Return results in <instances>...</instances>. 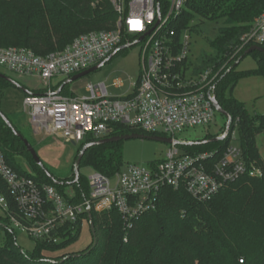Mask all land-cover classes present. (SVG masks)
Returning a JSON list of instances; mask_svg holds the SVG:
<instances>
[{"label": "trees", "instance_id": "16d2710c", "mask_svg": "<svg viewBox=\"0 0 264 264\" xmlns=\"http://www.w3.org/2000/svg\"><path fill=\"white\" fill-rule=\"evenodd\" d=\"M263 10L264 0H188L179 18L181 28L189 29L193 37L207 40L210 51L202 50L194 64L198 71L211 68L219 73L215 97L232 116L231 131L224 140L185 143L181 147L193 153L216 150V162L228 149L237 128V140L248 165L259 166L262 176H241L204 202L196 200L184 187L165 186L157 207L136 219L129 229L116 208L104 211L92 208L96 240L88 213H85L77 221L62 226L55 235L56 241L33 238L35 247L31 251L21 248L10 216L2 215L0 230L4 236L0 240V264H264V160L257 141L264 131V114H251L246 105L233 96L242 76L264 75V53L260 51L250 53L258 58V69L236 70L249 55L245 52L251 46H243L242 37ZM118 16L111 0H0V47H26L39 55H47L65 49L83 33L115 28ZM239 59L240 63L235 66ZM17 82L0 76V111L31 142L23 132L22 109L19 110L18 105L22 107L27 95L42 90H32ZM132 133L157 135L116 124L111 136ZM97 140L88 137L79 144L78 152L85 144ZM123 141L89 147L81 167H91L115 177L125 165ZM0 148L13 168L39 184L53 185L66 196V187L71 185L74 192L71 200L75 203L90 196L88 176L81 173L79 180L73 182L74 172L73 176L60 177L44 162V167L40 166L1 115ZM21 157L28 159L31 170L23 168ZM0 187L11 203V210L18 211L1 175ZM84 225L91 231V242L72 250Z\"/></svg>", "mask_w": 264, "mask_h": 264}, {"label": "built area", "instance_id": "2783aa9c", "mask_svg": "<svg viewBox=\"0 0 264 264\" xmlns=\"http://www.w3.org/2000/svg\"><path fill=\"white\" fill-rule=\"evenodd\" d=\"M111 2L119 14L115 28L83 33L65 49L47 55L26 47H0V65L21 76H37L42 83L44 90L30 93L22 103L35 134L61 136L69 143L81 144L90 136L109 137L116 124H126L159 136L163 129L162 136L172 139L171 147L164 158L148 165L126 164L113 178L94 170L88 177L90 196L80 203L71 200L72 190L66 196L55 186L39 184L18 172L0 148V175L18 211L11 210L1 187L0 204L12 225L32 238L56 241L60 228L77 221L88 207L97 211L116 208L129 229L136 219L157 207L165 186L184 187L204 202L241 176L263 174L259 166L248 165L239 143L231 141L215 162L216 150L189 152L181 147L189 142L176 138V133L187 127L209 125L218 112L212 97L219 73L211 68L196 70L193 34L179 26L188 0ZM140 37L141 71L128 93L115 97L105 82L85 85L88 94L83 95L74 88L65 90L64 82L54 87V77L67 79ZM242 41L243 46L264 48V10ZM121 84L116 82V86Z\"/></svg>", "mask_w": 264, "mask_h": 264}, {"label": "rangeland", "instance_id": "374dc122", "mask_svg": "<svg viewBox=\"0 0 264 264\" xmlns=\"http://www.w3.org/2000/svg\"><path fill=\"white\" fill-rule=\"evenodd\" d=\"M214 31V30H213ZM194 36L192 47V60L196 61L202 50L210 51L209 44L204 37ZM12 47V46H10ZM15 47V46H14ZM142 61V45L136 44L132 47L121 50L110 61L103 65L98 70H95L69 84L65 90L71 88L76 89L78 94H88L85 85L93 83L98 85L105 82L109 88L110 93L119 97L130 91L132 84L137 82ZM258 58L249 54L245 57L237 67V72L255 71L258 69ZM0 71L11 76L19 81L27 88L36 90H44L42 83L37 76H21L4 66L0 65ZM66 80V76H57L53 78L54 87L60 86ZM121 81V86H116V82ZM216 96V89L213 91ZM233 96L239 101L243 102L249 109L250 113L264 114V75L253 73L242 76L236 87L233 90ZM20 108L22 107L20 105ZM23 125L22 129L26 136L34 144L39 156L45 165L60 177L73 176L74 162L78 153L79 144L69 143L65 138L56 135L35 134L32 125L29 121L28 115L22 110ZM227 123V118L220 112L216 113V117L209 125H198L194 127H187L176 133L177 140L181 142H192L204 139L206 136L217 137L223 134ZM164 133L163 129L159 130ZM161 135V136H162ZM239 136L236 128L232 134V143H239L237 137ZM236 137V138H234ZM260 154L264 160V131L258 135L257 138ZM171 144L163 141H158L149 138H131L123 141L124 160L125 165L130 163H138L141 165H148L152 161L160 160L166 156ZM20 161L26 170H31L32 166L26 157H21ZM94 170L91 167L82 166L81 173L90 176ZM67 190L71 191L73 187L67 185ZM5 215V211L0 204V216ZM12 225V223H11ZM13 226V225H12ZM4 233L0 230V240L3 239ZM91 231L87 225L83 226L80 239L72 247V250H78L81 247L91 242ZM16 240L22 249L31 251L35 247V240L26 232L16 229Z\"/></svg>", "mask_w": 264, "mask_h": 264}, {"label": "water", "instance_id": "95a60500", "mask_svg": "<svg viewBox=\"0 0 264 264\" xmlns=\"http://www.w3.org/2000/svg\"><path fill=\"white\" fill-rule=\"evenodd\" d=\"M143 39V37H140L139 39H137L136 41L134 42H131V43H128V44H125L123 46H121L120 48L117 49V51L111 55L109 58H107L106 60L98 63L97 65H94L82 72H79L69 78H67L64 82V84H69L95 70H98L99 68H101L103 65H105L118 51L120 50H123V49H126V48H129V47H132L133 45H136L138 44L141 40ZM253 51H260V52H263L264 53V48L261 47V46H258V45H251L245 52V54H250L251 52ZM240 60L239 59L234 65L237 66L239 63H240ZM0 76L1 77H4V78H7L8 80L18 84V82L16 80H14L13 78L9 77L8 75L0 72ZM61 91V89L59 90ZM212 101L217 109L218 112H220L221 114H223L224 116H226L227 118V123H226V127H225V130L223 132V134H221L220 136H217V137H212V138H209V139H205V140H198V141H192V142H189V143H199V144H206V143H210V142H215V141H219V140H224L225 138H227L230 134V131H231V125H232V116L230 113H228L218 102V100L216 99L215 96L212 97ZM0 115L4 118V120L7 122L8 126L10 128L13 129L14 133L19 136L23 142L25 143L27 149L29 150V152L32 154L34 160L42 167H44V164H43V161L41 159V157L39 156L37 150L35 149V147L31 144V142L25 138L18 130H16L12 123L8 120V118L0 111ZM131 138H149V139H154V140H158V141H163V142H167V143H171L172 142V139L170 137H165V136H159V135H154V136H147V135H144V134H140V133H132V134H125V135H117V136H109V137H106V138H102V139H99L95 142H91V143H87L85 144L81 150L78 152V155H77V158L74 162V175H75V179L73 182H77L80 178V175H81V163H82V160H83V157L85 155V152L86 150L93 146L94 144H103V143H107V142H115V141H121V140H128V139H131ZM177 143H179V141H177ZM75 144V143H74ZM87 213H88V217H89V223H90V227H91V230H92V233L95 237V240H96V228H95V224H94V220H93V215H92V208L91 207H88L87 209Z\"/></svg>", "mask_w": 264, "mask_h": 264}, {"label": "snow or ice", "instance_id": "6c2138e0", "mask_svg": "<svg viewBox=\"0 0 264 264\" xmlns=\"http://www.w3.org/2000/svg\"><path fill=\"white\" fill-rule=\"evenodd\" d=\"M135 23H139V22H135Z\"/></svg>", "mask_w": 264, "mask_h": 264}, {"label": "flooded vegetation", "instance_id": "af4514ba", "mask_svg": "<svg viewBox=\"0 0 264 264\" xmlns=\"http://www.w3.org/2000/svg\"><path fill=\"white\" fill-rule=\"evenodd\" d=\"M79 149V148H78Z\"/></svg>", "mask_w": 264, "mask_h": 264}]
</instances>
